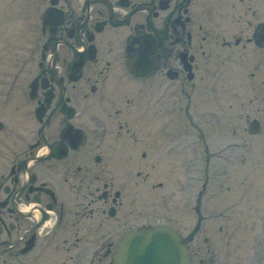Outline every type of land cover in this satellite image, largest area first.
<instances>
[{
  "label": "flooded vegetation",
  "instance_id": "af4514ba",
  "mask_svg": "<svg viewBox=\"0 0 264 264\" xmlns=\"http://www.w3.org/2000/svg\"><path fill=\"white\" fill-rule=\"evenodd\" d=\"M259 25L258 0H0V264H110L122 234L147 215L129 199V172L113 169L126 168V151L108 157L102 147L109 134H136L134 123L120 121L114 96L106 111L89 107L104 101L103 74L118 67L125 78L120 66L139 54L150 77L188 100L196 81L208 86L216 50L230 59L264 49ZM229 238L220 236L218 264H242ZM186 244L193 264H214L193 234ZM252 253L247 264H257Z\"/></svg>",
  "mask_w": 264,
  "mask_h": 264
},
{
  "label": "rangeland",
  "instance_id": "374dc122",
  "mask_svg": "<svg viewBox=\"0 0 264 264\" xmlns=\"http://www.w3.org/2000/svg\"><path fill=\"white\" fill-rule=\"evenodd\" d=\"M258 1L264 11V0ZM216 52L206 66L208 91L196 81L188 112L187 99L170 93L171 83L161 86L157 78L136 83L121 77L118 67L103 74L104 101L98 96L89 107L106 111L104 102L114 96L120 121L134 123L136 134L126 141L109 134L102 147L108 157L111 149L126 151V168L111 162L113 169L129 172V199L144 203L146 224L171 225L182 237L193 233L202 252L206 237L216 254L226 234L228 242L248 243L239 251L242 264L252 251L256 263L264 264V49L238 48L230 59ZM223 57L229 61L223 63ZM251 120L260 125L254 136L246 131ZM139 169L145 177L137 182Z\"/></svg>",
  "mask_w": 264,
  "mask_h": 264
},
{
  "label": "water",
  "instance_id": "95a60500",
  "mask_svg": "<svg viewBox=\"0 0 264 264\" xmlns=\"http://www.w3.org/2000/svg\"><path fill=\"white\" fill-rule=\"evenodd\" d=\"M79 67L80 63L75 69ZM257 131V123L250 122L247 132ZM187 254L176 231L158 225L125 233L114 250L111 264H190Z\"/></svg>",
  "mask_w": 264,
  "mask_h": 264
}]
</instances>
